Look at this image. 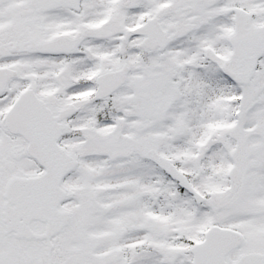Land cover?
Instances as JSON below:
<instances>
[{
	"label": "snow or ice",
	"instance_id": "6c2138e0",
	"mask_svg": "<svg viewBox=\"0 0 264 264\" xmlns=\"http://www.w3.org/2000/svg\"><path fill=\"white\" fill-rule=\"evenodd\" d=\"M0 264H264V0H0Z\"/></svg>",
	"mask_w": 264,
	"mask_h": 264
}]
</instances>
